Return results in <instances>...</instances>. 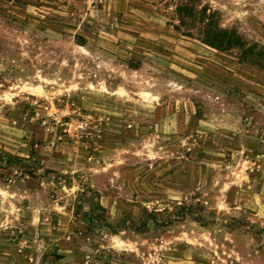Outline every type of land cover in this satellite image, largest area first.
<instances>
[{
    "label": "rangeland",
    "instance_id": "obj_1",
    "mask_svg": "<svg viewBox=\"0 0 264 264\" xmlns=\"http://www.w3.org/2000/svg\"><path fill=\"white\" fill-rule=\"evenodd\" d=\"M2 115L0 264H264V0H0Z\"/></svg>",
    "mask_w": 264,
    "mask_h": 264
},
{
    "label": "crops",
    "instance_id": "obj_2",
    "mask_svg": "<svg viewBox=\"0 0 264 264\" xmlns=\"http://www.w3.org/2000/svg\"><path fill=\"white\" fill-rule=\"evenodd\" d=\"M8 118L4 119L3 115L0 118V146L4 145L5 148L13 151L19 145L26 144L25 136H32L34 130L26 123L20 124L17 119L9 120Z\"/></svg>",
    "mask_w": 264,
    "mask_h": 264
},
{
    "label": "built area",
    "instance_id": "obj_3",
    "mask_svg": "<svg viewBox=\"0 0 264 264\" xmlns=\"http://www.w3.org/2000/svg\"><path fill=\"white\" fill-rule=\"evenodd\" d=\"M30 103L34 108L35 115L38 116L42 123L46 125L47 130L50 132H53L54 134L58 133V125L57 124H50L49 118L53 116V114L50 112L49 105L46 104L41 99L38 98H32L30 99ZM56 123V122H55ZM87 123L85 121H79L76 124L77 130L84 132L87 129Z\"/></svg>",
    "mask_w": 264,
    "mask_h": 264
},
{
    "label": "trees",
    "instance_id": "obj_4",
    "mask_svg": "<svg viewBox=\"0 0 264 264\" xmlns=\"http://www.w3.org/2000/svg\"><path fill=\"white\" fill-rule=\"evenodd\" d=\"M205 41L211 43L214 46H218L221 47L223 45V39L217 35V36H210V34H208V36H206Z\"/></svg>",
    "mask_w": 264,
    "mask_h": 264
},
{
    "label": "bare ground",
    "instance_id": "obj_5",
    "mask_svg": "<svg viewBox=\"0 0 264 264\" xmlns=\"http://www.w3.org/2000/svg\"><path fill=\"white\" fill-rule=\"evenodd\" d=\"M25 86H26V85H25ZM26 88H27V87H26ZM26 88H25V89H26ZM29 89H31V90H33V89H34V90H39L40 88H39V87H36V88H29ZM19 93H20V92H19Z\"/></svg>",
    "mask_w": 264,
    "mask_h": 264
}]
</instances>
